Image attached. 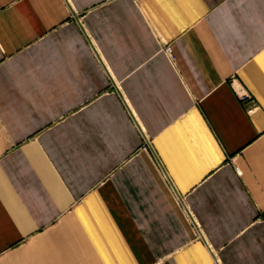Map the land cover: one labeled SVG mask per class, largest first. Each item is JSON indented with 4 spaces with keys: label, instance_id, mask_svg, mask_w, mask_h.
<instances>
[{
    "label": "crops",
    "instance_id": "crops-1",
    "mask_svg": "<svg viewBox=\"0 0 264 264\" xmlns=\"http://www.w3.org/2000/svg\"><path fill=\"white\" fill-rule=\"evenodd\" d=\"M0 264H264V0H0Z\"/></svg>",
    "mask_w": 264,
    "mask_h": 264
},
{
    "label": "built area",
    "instance_id": "built-area-1",
    "mask_svg": "<svg viewBox=\"0 0 264 264\" xmlns=\"http://www.w3.org/2000/svg\"><path fill=\"white\" fill-rule=\"evenodd\" d=\"M167 49H168V47H167ZM230 85L232 86V88L235 92V95L240 102L244 103V102H247L251 99L250 94L240 84H237V88H236V87H234V80H232L230 82Z\"/></svg>",
    "mask_w": 264,
    "mask_h": 264
}]
</instances>
